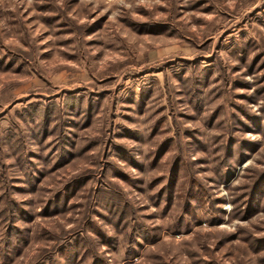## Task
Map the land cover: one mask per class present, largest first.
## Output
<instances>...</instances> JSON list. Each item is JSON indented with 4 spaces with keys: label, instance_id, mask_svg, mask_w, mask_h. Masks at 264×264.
<instances>
[{
    "label": "rangeland",
    "instance_id": "rangeland-1",
    "mask_svg": "<svg viewBox=\"0 0 264 264\" xmlns=\"http://www.w3.org/2000/svg\"><path fill=\"white\" fill-rule=\"evenodd\" d=\"M0 264H264V0H0Z\"/></svg>",
    "mask_w": 264,
    "mask_h": 264
}]
</instances>
